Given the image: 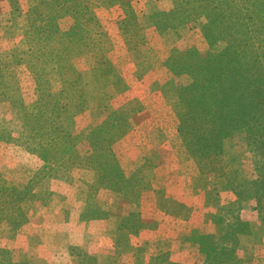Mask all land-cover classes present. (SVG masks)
<instances>
[{"label": "rangeland", "instance_id": "374dc122", "mask_svg": "<svg viewBox=\"0 0 264 264\" xmlns=\"http://www.w3.org/2000/svg\"><path fill=\"white\" fill-rule=\"evenodd\" d=\"M42 1L16 0L18 18L8 0L0 4V91L8 89L0 101V128L10 131L0 138L1 205L8 199L6 211L0 210V264H154L157 258L222 264L217 259L233 253L229 249L231 264H264L261 139L236 130L223 139L224 151L213 169L212 161L204 165L190 152L181 133L183 119L199 125L203 116L199 105H188L196 101L184 91L192 78L179 66L182 57L189 50L191 56H206L227 45L208 42L207 18L159 28L156 16L170 12L175 0L95 4L94 15L112 44L108 60L120 76L113 87L107 78L97 83L108 89L107 100L126 119L114 150L132 185H138L132 198L119 183L98 184L91 166L66 159L60 167L55 140L46 139L54 143L52 150L38 152L26 138L28 127L15 102L35 103L41 91L31 68L17 56L18 48L29 46L17 22ZM127 7L134 15L128 34L138 32L136 22L140 27L136 46L134 37L121 35ZM71 21L63 17L60 24L69 28ZM73 61L89 89L92 67L82 55ZM181 97L189 101L188 109ZM65 128L72 136L86 134L94 128L92 116H78Z\"/></svg>", "mask_w": 264, "mask_h": 264}, {"label": "trees", "instance_id": "16d2710c", "mask_svg": "<svg viewBox=\"0 0 264 264\" xmlns=\"http://www.w3.org/2000/svg\"><path fill=\"white\" fill-rule=\"evenodd\" d=\"M8 1L14 17L18 18L21 11L16 0ZM116 3L122 0H44L31 7L26 20L17 22L29 45L24 50L18 48L17 56L31 68L41 92L35 103L15 104L22 110L28 127L26 138L34 150H52L54 143L46 139H53L55 163L62 164L60 167H65L66 159L79 161L96 170L98 184L119 183L123 192L136 198L134 191L138 185H132L129 169L120 163L114 150L115 143L125 134L126 119L110 105L108 89L97 83L107 78L113 87L120 78L107 57L112 49L110 36L93 12L95 4ZM126 14L127 18L121 21V35L127 39L134 37L136 46L141 40L140 27L136 22L138 32L128 34L134 15L129 7ZM199 16L207 18L203 32L208 42L213 46L217 41H225L227 45L206 56H191L189 50L181 58L179 66L192 78L184 91L191 93L196 101L188 105H199L203 115L199 125L183 119L181 133L197 159L203 160L204 165L212 161L209 165L218 169L216 164L224 151L223 139L236 130L244 129L251 140L261 139L258 144L264 146V0H175L170 12L156 16V25L176 28L179 23ZM63 17L72 19L69 28L61 26ZM79 55L87 59L94 73L89 89L84 87L82 74L73 61ZM7 93L8 89L0 91V101L6 99ZM185 100L179 99L182 107L188 109ZM206 105L208 108L203 107ZM184 112L186 116L188 112ZM86 115L92 116L94 128L86 134L72 136L65 128L66 123ZM6 129L0 128V138L10 132ZM7 200L3 205L0 201V210L6 211ZM233 253L217 260L231 264ZM157 259L154 264H180ZM9 263L13 264L12 260Z\"/></svg>", "mask_w": 264, "mask_h": 264}]
</instances>
